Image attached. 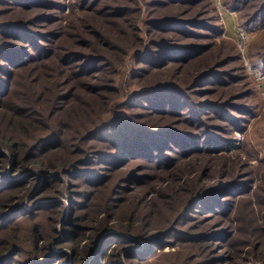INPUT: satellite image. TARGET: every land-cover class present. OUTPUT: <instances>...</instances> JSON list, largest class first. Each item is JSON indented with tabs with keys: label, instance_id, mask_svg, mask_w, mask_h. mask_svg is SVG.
Returning a JSON list of instances; mask_svg holds the SVG:
<instances>
[{
	"label": "trees",
	"instance_id": "16d2710c",
	"mask_svg": "<svg viewBox=\"0 0 264 264\" xmlns=\"http://www.w3.org/2000/svg\"><path fill=\"white\" fill-rule=\"evenodd\" d=\"M64 1H5V5L18 11L12 15L13 20L0 22V35L4 38L3 42H0V96L2 97L0 98V264H111V253L121 245L126 244L129 249H137L141 246L132 237L145 236L146 243L150 244L148 246L160 248L161 244L166 242L164 238L168 239L172 236L175 231L172 227H175L180 220H192L190 218H193L192 214L195 213L203 214L207 218L225 216L226 210L234 201L232 197L241 198L250 195L249 183L248 187L246 186L247 190L242 191L244 182L228 181L227 165L223 163L222 166H213L212 160L221 150L227 152L226 150L233 145L231 137L233 116L226 112L227 108L238 110V107L231 103L232 100L253 95L255 89L246 88V95L242 96L233 94L232 91L218 94V98H222L220 103L209 101L197 105L188 101V93L203 96L213 92L216 86L231 83L235 79L233 73L229 70L221 73L217 71L219 66L234 62L236 57L230 59L228 55L224 57L215 55L213 61L199 69V72L195 70L196 75L188 88L168 80L159 87L144 89L133 96L130 95L123 106L132 108L139 105L140 108L156 115L154 120L147 122V126H143L145 128H138L137 126H142L140 123L132 126L120 124L119 120L118 123L104 121L86 133H78L77 128L74 129V124V131L72 130V123L78 121L77 117L88 116L106 100V95L99 93V89L109 91L110 87L95 85L94 80L109 81L105 77L109 76L119 63V60L112 56V50L126 54L112 39V32H105L104 27L121 33L118 27L122 16L131 9L120 5L116 0H112L114 3L110 0H73L72 6H76L86 16H91L92 21L90 23L81 21L79 30L76 28L78 32L73 31V26L72 32L67 33L70 29L66 30L67 26L62 25V20L75 13L73 9L71 13L63 15L66 6ZM195 1L153 0L152 6L158 4L156 6L163 7L166 4ZM228 4L240 12L241 24L245 29L264 30V0H231ZM199 16L201 15L197 13L188 21L165 16L152 22L164 38L156 45V50L145 48L142 49V51L146 50L143 51L144 53L135 51L132 54L133 67L128 70V82L131 84L139 78L142 71L139 65L143 62L154 65L153 69L164 73L176 64V71H168L174 75L192 61L210 56L212 44H200L196 41L212 38L220 32L218 33L216 25L204 24L203 21L197 20ZM47 25L51 26L50 30L46 29ZM196 28L205 29L207 32L202 35L195 31ZM71 37L72 40L68 41ZM183 38H190L192 41L180 43ZM135 40L143 42L138 35ZM251 53L259 60L258 67L264 69V46L252 47ZM31 72H33L31 75L33 83L37 82L33 76L35 73L39 72V77L44 78L42 81L39 80L41 92L48 88L45 81L49 75L54 74L58 76L57 79H63L61 84L57 85L55 92L48 93L46 107L40 106L38 102L39 99L41 100L40 95H44L45 92L38 93L31 86L25 87L23 103L19 106L18 104L10 106L9 103L7 106L10 107L3 106L9 102L13 87L18 85L19 75L24 76L28 73L29 76ZM207 78H213L215 81L206 85L204 82ZM13 79L15 83L12 82ZM82 91L84 95L80 93ZM152 99H154L152 106L146 107L144 104ZM2 107L8 109L3 111ZM194 107L196 113L192 111ZM207 110H211L213 114L204 115L205 117L199 115V112L201 114ZM238 113L252 115L245 107H242ZM207 117H211V121L222 120L221 124L224 126L220 123L215 125L214 134L206 131L200 133L191 131L192 128L187 126L188 129L181 132L176 127L188 123L196 128ZM240 123L238 129H241ZM230 124L231 128H229ZM114 126L116 130L110 133L102 151L94 150L93 145L96 142L94 138ZM82 143L85 147L79 148ZM238 148H235V153ZM185 158L190 160L180 169V166H177L178 162ZM240 158L236 156L233 160L238 164ZM133 162L144 163L152 171L150 174L141 175L146 181L152 180L155 171L167 172L170 180V184L158 189L156 197L146 200L147 211L137 213L134 205L139 199L135 198L134 208L129 212L121 208L117 215L113 212V203L121 201L115 197L116 194L120 193L127 184H135L141 178L131 172L128 177L108 185L110 190L107 200L98 208L92 206L90 213L88 215L86 213L87 227L74 224V220L76 222L82 220L79 210H85L99 191L107 187V179L115 168L124 164L128 166ZM236 171H232V179L238 178ZM80 184L83 187H80ZM53 187H56L55 191L59 197L68 200L72 209L58 229L61 238L56 240V247L69 245V255L77 256L76 246L80 245L81 234L87 231V235L84 234L86 239L82 242L86 241L85 244L90 246L95 245L96 248L92 247L91 253L86 250L80 254V257L77 256L76 259L69 261L67 258L63 259L67 251L55 250L50 245L55 236H58L57 233L59 234L54 227L59 220V212L54 211L56 207L53 206L59 207L63 202L61 199L55 201L33 199L39 194V190L46 193ZM72 188L81 189L72 191ZM148 193L143 195V198ZM49 212L54 216L49 217L52 221L51 229L49 227L50 234L44 237L41 234L43 231L36 226L33 219H38ZM167 213L175 215L165 226L159 229L147 228L149 219ZM29 220L32 227L26 229L24 233L16 228ZM104 230L109 231L102 234ZM152 230L157 232L154 233ZM212 235L217 234L204 231L188 238L197 243L203 239L210 240L209 237L211 238ZM111 239L113 241H109ZM101 243L111 246L108 251L109 259L104 253H99L97 246ZM16 256L20 258L16 259ZM128 256L133 254L129 252Z\"/></svg>",
	"mask_w": 264,
	"mask_h": 264
},
{
	"label": "rangeland",
	"instance_id": "374dc122",
	"mask_svg": "<svg viewBox=\"0 0 264 264\" xmlns=\"http://www.w3.org/2000/svg\"><path fill=\"white\" fill-rule=\"evenodd\" d=\"M5 1L6 0H0V22L9 19L10 21L13 20L11 19L12 15H15L18 11L14 10V8H10L11 6L9 7L5 5ZM110 1L114 3L112 0ZM116 1L122 6L130 7L131 10H129L128 13H125V15L122 16L118 27L119 30L121 29V33L116 30H110L107 27H104V30L105 32H112V39H114L118 48L125 51L126 54L123 52L112 50V56L116 57L115 59L119 60V63L116 64L117 66L113 68L112 73H110L109 76L105 77L106 79H109V81H102V79L94 80L95 85L99 84L103 85V87L104 85L110 87L109 91L99 89V93L106 95V100L103 104H100L99 107H96L95 110L88 116H78V121L76 123H72L73 131L77 128L76 132L83 134L91 128H95L104 121H108L109 123L112 121H116L115 123H118V120L119 123H122L123 125L130 124L133 126L140 123L142 126L137 127L145 128L143 126H147V122L154 120L156 118V115L150 111L140 108L139 105L133 106L132 108L131 106L129 108H126V106H123V103L128 99V97L130 95L133 96V94L135 95L136 93L144 89L159 87L163 83H166L168 80L180 85L181 87L184 86L188 88L189 84L196 75L195 70L199 72L201 68H204L210 61H213L215 55L217 54H219L220 57L228 55L230 59L236 57L237 60L235 59L234 62H228V64L225 66H219L218 68L220 70L218 69L217 71L218 73H221L223 71L229 70L234 74L235 79L227 85L216 86L212 90L213 92H208L203 96H197L188 93V101L191 104L197 103V105L199 103H207L209 101L220 103L222 102V98H218V94L232 91L233 94L237 93V95L242 96L245 94L246 88L248 87H252L253 89H255V93H253V95L246 96L244 99L238 98L232 100L231 103L235 105V107H238V110H235V108H227L226 112L229 115L231 114L233 116V118H231L233 120V130L231 133L233 145L229 148V150H226L227 152L221 150V152L217 153L212 160L213 166H222L223 163H225L229 169V176L227 180L230 182H244L242 191H246L247 187L249 186V188H251L250 195H246L247 197L243 196L241 198L232 197L234 201H232L231 206L229 205V209L226 210L225 216L219 215L212 218H207L203 214L195 213L192 214L193 218H190L192 220H180V222H178L175 227H172L175 230L172 236L168 239L164 238L166 242L162 243L160 248L159 246H155L152 248L148 246L150 244L146 243L145 236L132 237L141 246L137 249H129L127 248L126 244L121 245L117 250L111 253L110 261L112 262L110 263L264 264V230L262 229L264 228V100L259 97L260 93L257 81L248 72L247 69L249 65L257 67L259 70L261 69L258 67L259 60L256 58V56H252L251 50L252 47L260 48L264 46V30L245 29L241 24L242 17L240 12L231 8V4H228L231 0H196L194 3L191 2L182 4H166L163 7L156 6L158 4H154L155 6H152L153 0ZM64 2L66 3V6L63 15L71 13L73 9V13H75L67 19L66 16L62 20V25L67 26L66 30L70 29L67 30V33L72 32L71 27L73 26V31H75V33L78 32L77 30H79L78 27L81 21H85L87 23H90L92 21L91 16H86L84 13L80 12V10L76 6H72L73 0H65ZM197 13L201 15L197 18V20L199 19L200 21H203L204 24L216 25L218 33L220 32L219 35L216 34L212 38H203L196 41L200 44H212V51L209 52L210 56L200 60L192 61L181 71H177V73L174 75H172L171 72H168L170 69H168V71H166L165 73L160 72L156 69H153L154 65H147L145 64V62H143L139 65V67H142L139 78L135 79L133 83L130 84L127 77L129 76L128 70L131 68V66L133 67V62L131 59L132 54H134L135 51H142V49L145 48L156 50V45L162 40V38H164V35L153 26L152 22L163 17L165 18V16L169 18L173 17L181 19L183 21H188L190 19H193ZM33 28H35V26ZM134 28L136 30H134ZM46 29L50 30L51 26L47 25ZM39 30L42 29L39 28ZM195 31L202 35L207 32V30L205 29L198 30V28H196ZM240 32H242L245 36V39L243 41H241L239 37ZM136 35H138V37H140L142 39L141 41L143 42L135 40ZM87 38L89 37L87 36ZM3 39L4 38L0 35L1 43L3 42ZM71 40L72 37L68 41ZM189 41H192V39L183 38V40L179 42L188 43ZM241 45L244 46L243 50L240 47ZM144 52H146V50ZM49 67L52 66L49 65ZM176 69L177 65L175 64V66L172 65L170 71H176ZM32 73L33 72H31L29 76L27 75L28 73L24 76L19 75L17 79L18 85L13 87L12 95H10L9 97V102H6L5 104L1 103L4 104L3 106L10 107L14 104H18L17 106H19L21 103H23V98L26 93L25 87L31 86L34 87L36 91H38V93L41 92L42 87L40 86L41 82H39V80L42 81L44 78L42 76L39 77V72L35 73L33 74V76L37 82L33 83L31 77ZM3 78L6 79L5 77ZM57 78L58 76L56 77L53 74L49 75V77L46 79L45 84H47L48 88H46V90L44 89L45 91L43 90L41 92V94L45 92V96L40 95L41 100L38 98L40 106L43 105L44 107H46L45 102L48 99V93L52 91L55 92L57 89V85L61 84V81H63L62 78L61 80ZM99 78H101V76ZM212 81L215 80L213 78H207L204 84ZM12 82L15 83L14 79ZM80 93L84 95L83 91ZM0 98L2 97L0 96ZM8 103L10 104V106H7ZM153 103L154 99L148 101V103H145L144 105L146 107H150ZM5 107H2L3 111L8 109ZM242 107H245V109L248 108L252 115L238 113V111L241 110ZM195 108L196 107L192 108V111H194V113L197 112ZM211 114H213L211 110L201 112V114L199 112V115L201 117H205L204 115L209 116ZM211 120V117L205 118L201 123H199L196 128L191 127V124L188 123H182L180 125H177L176 127H178L181 132H185V130L188 129L187 127H190L192 128L190 129L191 131H195L198 133L206 131L214 134L216 132L215 125L219 123L221 124V122L223 121H217V119L214 121ZM239 122H241V129H238ZM207 125L208 127H206ZM221 125L224 126V124ZM232 125L230 124L229 128H231ZM114 129L116 130L115 126L108 128V131L106 130L105 133H100L99 136H96L94 138V140L96 141L93 145L94 150L102 151L103 144L107 143L108 137L110 133L114 131ZM78 147H85V144L82 143ZM237 147L239 148L235 153L234 150ZM236 156L241 157L238 162L239 165L237 164L236 160H233L234 157L236 159ZM189 160V158L180 159L177 166H180L181 169L184 163L188 162ZM145 165L146 164L144 163L133 162L128 166L124 164L115 168V171L111 175H109L107 179V187H104L102 190H100L96 198L88 203L89 205H91L90 207L88 205L85 210H79L78 213L80 214L79 216L82 215V220L77 222L74 220V224L87 227V222L85 221L86 213L87 215L90 213V208L92 206L98 208L105 202V200H107L110 190L109 186L114 181H119V179L121 178L128 177L129 174L131 175V172L134 173L135 176L138 175L139 177H141V175L143 174L145 175L147 173H152V171H150ZM238 168L239 170L236 171ZM232 171H236L238 173V178H231V175H233ZM163 173L164 172L161 171H155V176L151 178L152 180L148 179L149 183L148 181H146V179H143L141 177L137 182H135V184H127L120 193L116 194L115 197L117 199H121V201H116L113 203V212L117 215L120 208L129 212L131 208H134V206L137 210V213L146 212L148 206L146 200L148 201L149 199L156 197L158 189L160 187H164L165 185L170 184L167 172H165L164 174ZM56 187L49 189L48 191H46V193L40 192L41 190H39V194L34 197L33 200L40 199L55 201L61 199L63 205H60L59 207L53 206L56 207L54 208V211L56 210L59 212V220H57L54 225V227L57 229V232H59L58 229L60 225L62 224L63 220H66V216L70 215L72 209H70V203L66 198L63 199L56 194ZM80 187H83V185L80 184ZM80 189L81 188H72V191H78ZM147 192H149L148 195L143 198V195H145ZM111 193L113 194V192ZM135 198L139 199V202L136 203V205H134ZM141 198L143 199L141 200ZM27 207L31 208L30 206ZM174 215L175 214L173 213H167L161 215L160 217L154 216L149 219V225L147 226V228L150 227L153 229H159L165 226ZM53 216L54 215L52 214V212H49L46 213V215L39 217L38 219H33L34 222H36V226L41 228V230L43 231V233L41 232V234H43L44 237H47V235L50 234L49 227L51 229L52 221H50L51 218L49 217ZM212 222H214V224ZM30 227H32L31 220L19 224L16 228L19 229L20 232L24 233L26 229ZM114 230L116 229H113V231ZM107 231L109 230H104L102 234ZM204 231L214 232L217 235H212L211 238L209 237L210 240L203 239L204 241L202 240L201 242L197 243H194L189 239V236ZM84 234L86 236L87 231ZM84 234H81L80 245L78 247L76 246V248H78V254H75L79 257L81 256L80 254H83L86 250L91 253L92 247H94V249L96 248L94 244H91L90 246V244H85L86 241L82 242L84 241V239H86ZM57 235L58 236H55V239L50 242V245L55 248V250L67 251L65 257H63L64 260L66 258L69 261L72 259H76L77 256L69 255V245L59 246V248L56 247V240L61 238L60 232L59 234L57 233ZM109 241L113 240L111 239ZM86 247L90 248L87 249ZM110 247V245L107 246L106 244L101 243L97 246V249L99 250L100 254L104 253L105 256H108ZM129 252L132 253L133 256H128ZM138 254H141V256H137ZM18 258H20V256H16V259ZM107 259H109V256Z\"/></svg>",
	"mask_w": 264,
	"mask_h": 264
},
{
	"label": "built area",
	"instance_id": "2783aa9c",
	"mask_svg": "<svg viewBox=\"0 0 264 264\" xmlns=\"http://www.w3.org/2000/svg\"><path fill=\"white\" fill-rule=\"evenodd\" d=\"M239 37H240L241 41H243L245 39V36L242 32H240ZM240 47L242 50L244 49L243 45H241ZM247 69H248V72L257 81L259 93H260L259 95L264 100V70H261V69L259 70L257 67H253L251 65H249Z\"/></svg>",
	"mask_w": 264,
	"mask_h": 264
}]
</instances>
